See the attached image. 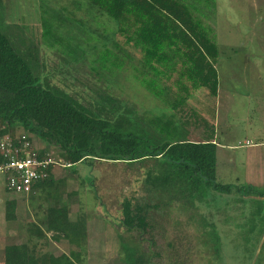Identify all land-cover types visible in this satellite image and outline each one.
<instances>
[{
	"label": "rangeland",
	"instance_id": "rangeland-1",
	"mask_svg": "<svg viewBox=\"0 0 264 264\" xmlns=\"http://www.w3.org/2000/svg\"><path fill=\"white\" fill-rule=\"evenodd\" d=\"M203 4V18L218 48L214 66L218 89L223 90L218 101H213V120L219 125L215 128L221 141H230L234 146L218 152L217 181L236 186L254 185L259 192L247 193V197L237 191L227 196L206 190L199 194L193 208L184 202L164 206L163 197L145 194L142 188L138 192L145 173L139 176L140 181L135 180L137 163H121L123 166L118 167L88 162L70 167L58 165L52 170L58 189L52 190L50 197L46 191L33 197L15 196L6 191L4 176L0 175V264H3L4 247L9 244H26L31 262L42 260L48 254L66 253L71 258L76 257L80 264H264V194L261 195L264 182L252 173L259 170L260 160L253 156L252 161L248 157L261 150L264 165V147L260 145L264 144V105H261L264 102V0H214L212 7L209 2ZM85 10L84 0H0V30L14 41L36 45L41 63L38 70L33 69L37 68L36 60L29 61L42 82L47 80L51 85L63 86L76 80L94 85L104 94L123 102L135 115L162 116L161 122L169 125L167 117L173 110L133 77L135 71L130 64L137 62L141 55L124 43L123 36H113L111 20L102 14L94 19L89 16L87 20L92 22L87 26L90 30L77 32L84 47L65 32L68 29L59 30L64 22H70L69 18L74 19V14L78 18L84 16ZM58 12L65 20L59 19ZM43 24L46 37L42 35ZM58 36L62 43L58 42ZM114 42L127 51L133 61L107 68L90 62L97 58L104 44L118 53ZM87 43L98 45L97 54L93 49L88 50ZM58 45L61 47L57 48ZM92 66L99 73L102 68L111 73L101 71L100 76L95 70L92 72ZM161 81L172 93H177L175 75ZM83 91H79L83 95L81 98L86 96ZM191 91L187 109L184 108L194 109L199 119L205 114L203 107L207 108V99L203 89ZM229 91L233 99L228 101ZM90 97L96 98L93 93ZM201 126V123L190 124L188 128L197 132ZM16 130L22 131L21 128ZM29 136L35 147L46 148L57 159L67 162L57 148L32 134ZM150 164L148 161L141 165V172ZM63 189L65 193L60 195ZM72 191L75 195L68 194ZM134 192L151 206L162 201L158 208L147 211V220L152 222L153 228L146 234L132 232L120 222V203L124 196ZM57 197L63 203L66 199L69 202V219L81 218L87 222L86 238L80 246L64 238L53 240L41 223L47 207L61 203L56 201ZM11 199L17 203L16 217L7 221L4 206L6 200Z\"/></svg>",
	"mask_w": 264,
	"mask_h": 264
},
{
	"label": "trees",
	"instance_id": "trees-1",
	"mask_svg": "<svg viewBox=\"0 0 264 264\" xmlns=\"http://www.w3.org/2000/svg\"><path fill=\"white\" fill-rule=\"evenodd\" d=\"M204 1L212 7L214 0H191L190 3L187 0H84L86 14L80 18L74 14V19L69 18L70 22L59 27L60 31L68 29L65 32L84 47L77 32L90 30L87 26L92 22L87 20L89 16L94 19L102 14L111 20L113 36H123L124 43L141 55L137 62L130 64L135 71L133 77L173 110V114L167 117L172 129L161 122L162 116L144 118L135 115L123 102L104 94L94 85L76 80L63 86L51 85L47 80L42 82L38 72L31 69L34 60L37 63L34 70H38L41 64L36 45L27 46L16 39L14 41L0 30V134L12 137L21 133L32 134L57 148L60 156L71 165L88 162L118 167L137 163L135 180L140 181L139 176L145 173L138 192L143 189L145 194L163 197L164 206L184 202L193 208L199 194L206 190L221 194H231L234 190L246 195L258 193L252 185L223 184L216 178L217 148L212 130L218 90L214 66L218 48L211 28L203 18ZM57 16L65 20L60 12ZM43 27L42 35L46 37L44 24ZM59 36L58 42L62 43ZM86 46L97 54L98 45L87 43ZM113 47L119 52H113L104 44L97 56L99 59L90 62L107 68L133 61L117 42ZM94 70L99 73L92 66V72ZM101 71L111 73L102 68L100 76ZM174 75L177 93H172L170 87L161 83V79L170 80ZM200 89L204 90L207 108L203 107L205 114L198 119L195 110L187 111L186 105L193 93L191 90ZM80 90L85 93V99L81 98ZM90 93L96 98L90 97ZM172 121L176 122L172 125ZM200 123L202 128L197 132L188 128L190 124L197 126ZM17 128L22 131L18 132ZM45 150L41 153L44 154ZM148 161L151 164L141 172V165ZM38 186L49 197L52 190L58 189L53 175L40 181ZM60 191L62 195L64 189ZM140 200L143 199L135 192L124 196L120 203V222L132 232L146 234L153 228L152 222L147 220V211L158 208L161 202L151 206ZM56 201L61 203L48 206L41 223L45 230L52 232L53 240L64 238L80 246L86 238V222L81 218L70 221L67 204L58 197ZM16 205L15 199L6 200L7 221L15 220ZM3 264H80V261L61 253L57 256L48 254L42 260L31 262L26 244H9L4 247Z\"/></svg>",
	"mask_w": 264,
	"mask_h": 264
},
{
	"label": "built area",
	"instance_id": "built-area-1",
	"mask_svg": "<svg viewBox=\"0 0 264 264\" xmlns=\"http://www.w3.org/2000/svg\"><path fill=\"white\" fill-rule=\"evenodd\" d=\"M42 147H35L31 137L26 133L0 134V175L4 176L6 191L16 195H34L39 182L52 175L58 165L70 167L51 152Z\"/></svg>",
	"mask_w": 264,
	"mask_h": 264
},
{
	"label": "crops",
	"instance_id": "crops-1",
	"mask_svg": "<svg viewBox=\"0 0 264 264\" xmlns=\"http://www.w3.org/2000/svg\"><path fill=\"white\" fill-rule=\"evenodd\" d=\"M262 82H263V85H264V78H263V80H262ZM218 84H219V82H218ZM221 92H223V90H221V89H218L217 90V98H216V101H218L217 99H219L218 98V95L221 93ZM229 93H230V95L228 94L227 95V98H228V101L230 100V99H233L232 97H231V95H233V94H231V91H229ZM264 105V102H261V105ZM218 123H215V120H214V127H213V130H212V133H213V143H215V145H216V148H217V150H216V156H217V161H218V159H219V156H218V152H219V150H222V149H231L232 147H234L233 145H232V143H230V141L229 142H223V141H221V139H220V136H218V134H217V132H216V128H215V126L217 125ZM218 127H219V125H217ZM231 131V130H230ZM230 131H228L229 133H230ZM245 141H247V140H245ZM261 145V147L263 146L264 147V144H260ZM234 150V149H233ZM252 154L253 155H251V153L250 154H248V157H249V159L250 160H254V157L253 156H255V159L257 158V159H259L260 160V163H259V170H257L256 172H252L253 173V175H254V177H256V178H258L259 180H261V182H264V165H262V151L261 150H258V153H256L255 152V154L252 152ZM257 154H260V157H258L257 156ZM221 161V160H220ZM229 161H230V158H229ZM216 167H217V162H216ZM255 173L257 174V176L255 175ZM216 175H217V173H216ZM217 178V177H216ZM54 184H55V186H56V183H55V180H54ZM240 186V185H239ZM253 187H255V188H257L256 186H254V185H252ZM258 190H260L259 188H257ZM234 191H237V192H240L239 190H234ZM234 191L231 193V194H225V195H227V196H229V195H234ZM40 192H42L41 191V189H40V187H38V190H37V192L34 194V195H31V197H33V196H36V195H38ZM65 193V192H64ZM69 193H71V194H74L75 195V192H68V194ZM245 196H247L248 197V195H246L245 194ZM66 197V196H65ZM64 201H66V204H67V206L69 205L68 203V201H67V199L66 200H64ZM166 202V201H165ZM197 201H195V203H196ZM68 209H69V207H68ZM68 217H69V214H68ZM70 221H72L71 219H69ZM86 228H87V222H86ZM43 229V228H42ZM50 233V232H49ZM52 234V232L50 233V235Z\"/></svg>",
	"mask_w": 264,
	"mask_h": 264
},
{
	"label": "clouds",
	"instance_id": "clouds-1",
	"mask_svg": "<svg viewBox=\"0 0 264 264\" xmlns=\"http://www.w3.org/2000/svg\"><path fill=\"white\" fill-rule=\"evenodd\" d=\"M28 135H30V134H28ZM46 149V148H45ZM46 151H48V150H46ZM50 152V151H49ZM71 166V165H70Z\"/></svg>",
	"mask_w": 264,
	"mask_h": 264
}]
</instances>
